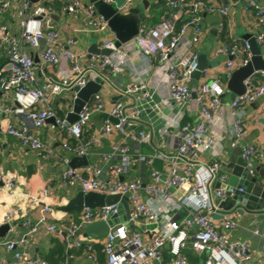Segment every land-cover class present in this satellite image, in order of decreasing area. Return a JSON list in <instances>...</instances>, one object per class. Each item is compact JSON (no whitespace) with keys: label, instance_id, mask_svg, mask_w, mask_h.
I'll return each instance as SVG.
<instances>
[{"label":"built area","instance_id":"2783aa9c","mask_svg":"<svg viewBox=\"0 0 264 264\" xmlns=\"http://www.w3.org/2000/svg\"><path fill=\"white\" fill-rule=\"evenodd\" d=\"M138 1L140 0H125L119 10L126 12ZM162 1L170 12L161 23L154 27L143 25L139 34L121 47H117L114 40L105 39L102 49L110 50L111 54L88 59L84 53L71 50L76 45L74 38H69L63 43L54 23V9L44 3H33L32 0H0V4L5 9L14 10V15L20 20V32L17 35H13L7 25H0V50H3L7 57V62L0 67V112L22 118L5 129L0 126V133L17 139L23 148L34 154L38 163L55 159L63 164L65 169L59 181L62 187L80 185L84 193L97 192L127 198L134 227H131L130 221L110 226L105 240L102 241L107 264H164L165 249H168L172 256L173 264H189L185 253L188 249L199 255L206 254L203 264H249L252 260L250 244L231 240L227 234V231L238 225L241 210L235 208L231 213H220L221 203L232 198L236 191L229 186L215 187L217 182L226 184L228 175L221 172L220 163H198L197 167H194L191 162L185 163L183 160L187 157L191 161H198V153L210 151L216 143V139L210 135V127L215 114L223 109L220 97L225 90L219 80L202 84L195 91L197 97L190 109L200 110V121L193 126L181 123L184 116L181 108L192 99L193 90L189 83L199 65L198 46L204 34L202 14L226 17L229 15L231 4L235 3L230 1L225 5H216L203 0ZM103 2L116 4L117 0ZM246 10L255 16L262 28V32L255 38L259 46L264 48V5L250 1ZM62 11L70 15H82L83 31L101 33L109 28L95 8L86 5L83 0H68L64 3ZM185 13L189 17L178 25L184 19ZM218 30L223 32V22ZM218 52L240 59L237 67L233 59L228 61V79L235 69L247 65L252 58L248 41L231 39V44L225 45ZM133 53H137L136 55L148 65L153 58L158 60V69L164 72L167 78L169 98L180 110L178 116L168 122L169 127L181 131L180 143L175 154L167 157V171L151 172L150 181L144 188L145 194L142 193L143 180L122 181L121 178L126 171L134 167L136 161L151 166L153 159L146 160V157L142 156L134 160L131 147L126 142L113 144L111 154L100 156L106 165L114 157H121L122 164L112 166L111 179H103L101 176L104 169L97 165H89L85 171L70 166L72 157H88L91 147L101 145L103 139L115 132L139 144L148 143L151 134L142 130L136 132L139 119L137 109L128 113L125 104L116 101L107 111L104 98L99 92L82 109L74 124L65 125V119L72 111L76 99L74 88L77 86L82 88L97 79L102 80L104 84L111 83L112 75L128 73L131 83L127 85L124 93L145 92L144 80L132 66ZM36 58L39 59L38 63ZM48 68L54 71V76L49 78V84L37 85V70L43 72ZM256 77L264 80V71H259L247 79L246 93L237 96L226 108L235 131L233 146L239 145L246 134L243 125L244 106L264 98V86L255 85ZM144 95L147 96L146 92ZM60 99L68 102L63 120L58 118L55 111V103ZM262 109L264 110V104ZM104 112L117 119L118 123L114 125L107 120L98 134L83 139L92 117ZM51 118L56 120L63 138L65 136L62 142L63 154L57 153L28 124L32 122L37 128H44L47 126V120ZM242 158L247 164L248 173L257 177L255 160L259 158L264 161V152L253 145H246L242 149ZM0 179V190L9 196H17L16 180L3 177ZM261 184L264 190V179ZM179 189L187 191L178 199L174 191ZM25 195L29 202L38 205L40 217L37 221L26 218L24 226L27 233L24 239L0 241V248L4 246L13 252L14 258L21 264H48L41 257L17 251L18 247L24 246L27 239H35L46 229L48 233L59 238L65 237L68 254L65 264H71L75 258L74 251L81 249H85L92 264H99L94 253V243H99V239H85L81 236V231L88 225L107 221L111 216L117 215L118 204L94 210L86 208L82 211L79 222L71 221L67 229L63 230L52 221L54 207L48 202L49 188L43 189L38 195ZM182 210L186 212V217L178 224L174 221V215ZM218 214L219 223L214 220V215ZM24 215V209L18 205L9 211L6 223L12 225L16 217ZM141 221L158 227L151 232V238L143 235L138 226ZM0 264H10L1 253Z\"/></svg>","mask_w":264,"mask_h":264},{"label":"crops","instance_id":"0c3cea01","mask_svg":"<svg viewBox=\"0 0 264 264\" xmlns=\"http://www.w3.org/2000/svg\"><path fill=\"white\" fill-rule=\"evenodd\" d=\"M49 1V0H46ZM68 0H59L61 4L66 3ZM144 1L147 2L148 7L144 5ZM207 3H214L216 5H225L230 1L235 4H231L229 15L226 17H220L218 15H212L203 13V28L204 34L201 43L198 46L200 55H206L210 68L201 74L199 79H194L189 83L193 92L197 91L202 84L219 80L222 87L226 91L228 82L227 63L229 60H234L236 67L240 63V59L237 57H229L228 55L219 53L218 50L225 45L231 44V39H236L240 42L246 41L244 37L246 35L258 36L262 32L255 16L246 10V5L250 1L256 2L263 6V0H203ZM45 1L39 2L43 4ZM87 5L88 0H83ZM125 0H117L118 7L123 5ZM160 3L161 0H140L134 3L131 8L123 13H129L130 10L136 9L140 11L141 18H143L142 25H148L146 20L158 10L162 12L164 3ZM45 4V3H44ZM169 9V8H168ZM170 11V10H169ZM185 19L189 16L186 13L183 15ZM164 16L159 17L158 25L161 23ZM57 31L60 34V38L63 43L69 38L76 40V45L71 50L76 53H84L88 59L92 57L102 56L93 55L90 56L89 49L92 45L96 44L99 49H102V43L105 39L115 40V34L108 28L105 32H93L82 30V15H70L57 10L56 15L53 17ZM19 19L14 15V10L5 9L0 4V25H7L9 31L13 35H17L20 32ZM227 24L228 34L226 38H222L221 32L218 30L221 23ZM155 25V26H156ZM78 31V32H77ZM263 54L264 48L261 47ZM132 54V66L135 71L139 73L146 85L145 92L136 93H124L127 90V85L131 83L129 74L111 76V83H105L109 86V91L102 96L107 106V111L116 101H122L125 104L126 110L130 113L132 110L137 109L139 112L137 131H145L151 134V140L148 143H137L132 139H128L118 132L113 133L110 137L103 139L101 145L93 146L90 149V155L88 156L89 165H97L103 167L104 173L101 176L103 179H111L112 166L122 164L121 157H114L107 165L101 161V154H111L112 145L117 143L126 142L131 147V154L134 160L138 157H146V160L153 159V164L147 165L144 162L136 161L133 168L126 171L122 177L125 181H131L141 179L144 181V187L142 193L145 194V186L150 181V174L153 170H159L165 173L168 169L169 162L167 157H171L175 154L177 147L181 140V131L177 128L169 127L168 122L170 119L178 116L180 110L175 106V103L169 98V90L166 75L164 72L158 69L159 62L153 58L149 65L143 62L137 55ZM7 62V57L3 50H0V63L3 66ZM0 66V67H1ZM39 68V66L37 67ZM40 69V68H39ZM37 70V85L44 86L49 84V78L54 76V71L51 68L44 69L43 72ZM233 70V69H232ZM255 85H263L264 80L260 77L255 78ZM103 86V87H104ZM195 97L192 96L191 103L188 102L181 108V113L184 114L181 119L182 125L189 123L195 125L200 121L201 113L198 109H190ZM0 100L2 96L0 94ZM209 100V99H208ZM68 103V102H67ZM63 106L65 114L68 108V104ZM264 104V98L247 104L243 110V125L246 130L244 139L239 145L233 146V138L235 131L232 125V119L227 112L228 100L222 104V111L218 112L214 116L213 123L210 127V135L216 139V143L210 151L199 152V160L191 161L185 157L183 160L185 163L191 162L194 167H197L198 163H204L210 165L212 163H220L221 168L227 167L231 164L234 157L237 158L236 150L238 147L253 145L261 152H264V110L262 109ZM108 112L95 114L92 117L89 128L84 132L86 136L98 134L100 128L109 120L105 115ZM109 115V114H108ZM22 120L21 117L14 115H7L4 112H0V126L2 129L6 128L9 124L18 123ZM113 123V122H112ZM30 128L38 134L44 141L55 149L59 154H63L62 142L65 136L61 135L60 127L55 123H47L44 128H37L32 122H28ZM116 125L115 123H113ZM239 157V155H238ZM257 179L262 182L264 175V161L256 159ZM88 167V166H87ZM79 168L85 171L87 168ZM156 168V169H154ZM65 167L57 160H51L48 162L38 163L34 154L21 146L20 142L12 136L4 133H0V178L4 179L14 178L16 180V193L17 196H9L4 191L0 190V225L6 223L8 213L11 209L21 205L24 209L25 215L23 217H16L11 225V231L1 242L21 240L24 239L27 233V229L24 226V220L26 218L37 221L40 217L39 207L35 203H31L27 200L25 193L38 195L45 188L50 189V196L48 202L54 207L52 214V221L66 230L71 221L79 222L82 212L64 213L59 210L60 207L68 203V201L75 197L80 190V185L75 187H62L59 183L61 175ZM222 172V170H221ZM228 175V174H227ZM0 186L2 181L0 179ZM187 190L179 189L175 192L176 198H182L186 194ZM220 213H231L233 209L237 207L232 206L231 199L221 203ZM241 217L238 220V225L227 231L231 240L243 241L250 244L252 252V260L249 264H264V208L254 209L248 211L244 208H240ZM186 217L185 211H179L174 215V221L178 224ZM214 220L220 222V214L214 215ZM139 228L144 233L145 237L151 238V232L158 227L153 224H148L145 221L139 222ZM81 236L85 239L91 240L85 236V230L81 231ZM99 239V243H94V253L99 264H107L106 256L103 252L102 241ZM17 251L27 252L30 256L41 257L48 264H65L66 263V246L65 237L59 238L58 236L48 233L47 230H43L40 235L35 239H27L23 247H18ZM187 251L190 252V249ZM186 251V252H187ZM0 253L3 257L8 259L10 264H21L14 258V253L2 246ZM75 258L71 264H92L87 258L85 249L74 251ZM191 257L195 255L190 253ZM190 259V258H189ZM189 260V264H193ZM164 264H173V258L170 260L164 259Z\"/></svg>","mask_w":264,"mask_h":264},{"label":"water","instance_id":"95a60500","mask_svg":"<svg viewBox=\"0 0 264 264\" xmlns=\"http://www.w3.org/2000/svg\"><path fill=\"white\" fill-rule=\"evenodd\" d=\"M46 0H32L33 3H39ZM148 7L147 2H143ZM88 5H92L96 13L103 17L108 23L109 29L115 34V44L117 47L128 43L135 38L141 27L143 26V18H141L140 11L136 9L130 10L129 13H122L119 10L117 4H107L103 0H88ZM250 44V50L252 52V58L250 62L242 67L235 69L226 86V91L221 95V104H224L228 100L229 105L235 100L237 96H241L246 93L247 86L246 80L252 77L259 71H264V54L256 41V38L252 35H246L244 37ZM90 56L93 55H110V50L99 49L96 44L92 45L89 49ZM232 58V57H231ZM39 59L36 58V63ZM210 68V64L206 55L199 56V65L197 71L194 72L193 78L199 79L201 74ZM104 82L100 79L96 81L88 82L84 87H75L76 99L73 103L72 111L68 113L65 119V125L70 126L74 124L78 118L82 109L91 102L93 97L102 91ZM192 96L197 97V93L193 92ZM109 121L117 124L118 120L105 115ZM47 123L55 124L54 118L48 119ZM236 157L233 158L230 165L222 169L223 174H228V181L226 184L217 182L215 187H233L235 195L230 198L232 206L238 209L244 208L248 211L264 208V190L261 182L257 177H253L248 173L247 164L242 158V147H238L235 151ZM239 155V157H238ZM70 166L74 169L85 168L89 166V160L86 156H74L71 159ZM264 175V171L262 172ZM124 181V177L121 178ZM242 189V191H240ZM118 204V214L111 216L107 221L98 222L85 227V236L87 238H99L106 235L110 229V226H114L120 223H127L130 221L131 227H134V223L131 220V208L127 198H122L120 195H106L97 192L84 193L82 189L78 191L75 197L71 198L67 204L60 207L59 210L64 213L82 212L86 208L94 210L104 206H111ZM11 225L8 223L0 225V239H3L11 231Z\"/></svg>","mask_w":264,"mask_h":264},{"label":"trees","instance_id":"16d2710c","mask_svg":"<svg viewBox=\"0 0 264 264\" xmlns=\"http://www.w3.org/2000/svg\"><path fill=\"white\" fill-rule=\"evenodd\" d=\"M161 2H164V1L161 0ZM44 3H45L46 6L54 9L55 11L62 10V7L64 6V4H61V2L59 3V0H49V1H45ZM160 4L163 5L164 3H160ZM160 8H162V10H161L162 12H160L159 11L160 9H159L156 14H154L155 13L154 12L148 17V19L145 22V23L148 24L147 27H154L156 25V23L159 21V17L160 16L163 15L164 18H166L167 14L170 12L169 11L170 9L166 8V6H164V5L162 7H160ZM163 19H162V21H163ZM184 20H185V18L182 21H180L178 23V25H181V23ZM227 32H228L227 24L224 22V30L221 33L222 38H226L227 37V34H228ZM1 65H2V63H0V66ZM66 103H67V100H65V99H60V100L56 101V103H55L56 115L58 116V118H60L62 120L65 118V110H64L63 106ZM88 137L89 136H86V134L83 135V139H87ZM154 169H156V168H154ZM186 251H185V253L187 255L188 260H190V259L194 260V262L192 261L193 264H203V262L206 259V254L199 255L196 252H194L192 249H190V252L189 251L186 252ZM190 253H193V255H195L194 258L191 257ZM164 257H165L166 260H170L172 258V256L170 255L168 249L164 250ZM67 258H68V254L66 253V260H67Z\"/></svg>","mask_w":264,"mask_h":264},{"label":"rangeland","instance_id":"374dc122","mask_svg":"<svg viewBox=\"0 0 264 264\" xmlns=\"http://www.w3.org/2000/svg\"><path fill=\"white\" fill-rule=\"evenodd\" d=\"M121 5H122V4H121ZM108 91H109V86H108V85H105V86L103 87L101 93H102L103 95H105ZM99 238H100L101 240H103V239H105V235H103V236H101V237H99Z\"/></svg>","mask_w":264,"mask_h":264}]
</instances>
